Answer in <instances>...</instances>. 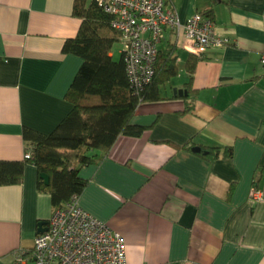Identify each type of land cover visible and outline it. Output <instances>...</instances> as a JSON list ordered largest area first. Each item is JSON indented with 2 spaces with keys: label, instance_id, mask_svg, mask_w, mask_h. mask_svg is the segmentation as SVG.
Segmentation results:
<instances>
[{
  "label": "crops",
  "instance_id": "crops-1",
  "mask_svg": "<svg viewBox=\"0 0 264 264\" xmlns=\"http://www.w3.org/2000/svg\"><path fill=\"white\" fill-rule=\"evenodd\" d=\"M170 1L181 20L211 10L229 41L197 55L166 31L160 47L176 44L179 72L137 105L140 135H119L80 167L89 182L78 202L122 233L128 264H264V0ZM81 21L74 0H0V159H23L24 129L51 132L71 110L66 92L83 58L63 46ZM53 210L33 162L20 182L0 184V264H35Z\"/></svg>",
  "mask_w": 264,
  "mask_h": 264
},
{
  "label": "trees",
  "instance_id": "trees-1",
  "mask_svg": "<svg viewBox=\"0 0 264 264\" xmlns=\"http://www.w3.org/2000/svg\"><path fill=\"white\" fill-rule=\"evenodd\" d=\"M74 13L82 21L77 34L66 39L63 50L80 55L83 62L66 92L71 110L51 132L24 129L30 157L0 159V184L20 182L25 164L33 162L38 168L39 185L50 192L54 208L83 191L89 180L80 174V167L95 162L98 150L108 152L121 134L143 132L145 126L132 120L137 105L160 98V85L179 72L177 46L168 43L158 50L152 81L136 91L130 84L124 54L117 59L111 54L120 37L112 23L113 15L95 0H74ZM205 13L211 15V10ZM196 61L195 55L188 57L189 85ZM190 107L188 101L185 110ZM197 152L207 158L217 157L221 148L202 146ZM223 153L230 154L231 148ZM43 172L50 177L48 184L41 177Z\"/></svg>",
  "mask_w": 264,
  "mask_h": 264
},
{
  "label": "built area",
  "instance_id": "built-area-1",
  "mask_svg": "<svg viewBox=\"0 0 264 264\" xmlns=\"http://www.w3.org/2000/svg\"><path fill=\"white\" fill-rule=\"evenodd\" d=\"M113 15L120 32L121 51L131 87L142 90L156 70L157 54L165 33L171 29L190 53L200 55L211 46H223L229 39L216 33L215 19L195 11L181 20L170 0H95ZM264 63V53L261 56ZM27 150L26 157H30ZM251 196L261 197L253 184ZM79 195L55 207L47 229L34 240L35 264H128L125 238L120 231L80 206ZM22 254L17 260H22Z\"/></svg>",
  "mask_w": 264,
  "mask_h": 264
},
{
  "label": "water",
  "instance_id": "water-1",
  "mask_svg": "<svg viewBox=\"0 0 264 264\" xmlns=\"http://www.w3.org/2000/svg\"><path fill=\"white\" fill-rule=\"evenodd\" d=\"M180 92H183V89H180L179 90ZM41 177L43 178V180L45 181V183H49V181H50V177H49V175L47 174V173H45V172H43V173H41ZM47 229V222H41L40 223V226H39V228H38V231H44V230H46Z\"/></svg>",
  "mask_w": 264,
  "mask_h": 264
},
{
  "label": "rangeland",
  "instance_id": "rangeland-1",
  "mask_svg": "<svg viewBox=\"0 0 264 264\" xmlns=\"http://www.w3.org/2000/svg\"><path fill=\"white\" fill-rule=\"evenodd\" d=\"M120 48L119 42H115V44L113 45L112 51L114 54V58L117 59L120 57L119 51L118 49Z\"/></svg>",
  "mask_w": 264,
  "mask_h": 264
}]
</instances>
